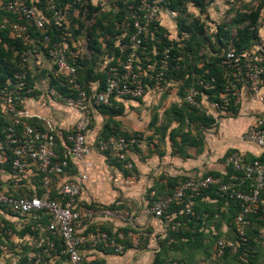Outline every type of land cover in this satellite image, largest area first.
Instances as JSON below:
<instances>
[{"label": "trees", "instance_id": "trees-1", "mask_svg": "<svg viewBox=\"0 0 264 264\" xmlns=\"http://www.w3.org/2000/svg\"><path fill=\"white\" fill-rule=\"evenodd\" d=\"M6 1L3 0L0 5V87L8 79L13 78L15 72L19 70L23 55L29 58L33 55V49L36 48L38 53L48 60L49 50V45L45 46L42 43L40 31L33 26H30L29 30L30 34L37 40L35 47L12 35L11 23H25L26 19L3 9L2 5ZM140 1L110 0L108 5L103 7L100 2L94 3L93 0H81L80 4L70 8L69 26L73 38L85 36L87 39L83 53L74 62V66L77 69V80L86 92L94 93L103 89L110 67L119 65L124 59L127 52H122L120 45L128 43L135 32L133 21L130 17L129 5L137 6ZM209 1L211 0H163L164 7L177 13V34L172 37L159 22L150 23L147 26V30L139 36L140 43L137 48L139 61L137 63L146 72L144 78L146 83L145 91L155 89L156 76L161 71V60L164 58V50L167 49L169 58L167 69L164 70L161 80L162 88L167 89L170 83H177L178 93L184 97L186 90L194 87L198 91L196 102L199 104L200 97L203 94L207 95L208 100L212 104L216 102L222 103L223 95H226L229 98V105L223 111L235 112L237 109V91L236 88L232 87L233 79L229 68L222 66L221 60L229 49H234L237 54H241L250 51L254 45L261 43L259 42L257 22L264 0H261L256 6H254V0H248L247 4L244 5L246 8L242 11L235 10L231 19H224L222 23H219L214 34L215 42L204 37V24L198 18L189 19L190 16L188 14L189 5L203 11L206 2ZM26 2L29 5H34L45 14L47 18V34L50 36L51 41L60 40L62 31L58 30L57 26L53 24V9L51 6L55 9L63 8L67 4L72 5L73 0H26ZM230 12V9L224 12L223 18H225V14ZM5 18L8 19V22L3 25ZM75 23L77 28L74 27ZM232 28L235 29L234 35L231 32ZM205 43H208L211 48L209 50L210 54L200 53L197 50L205 48ZM213 43L216 47H213ZM259 64L264 68V52L263 59ZM25 70L27 73L26 89L32 88L36 82L39 83V81L45 80L49 86L54 85L63 93L67 92L66 88L60 86L57 79L53 76L54 64L50 59L46 66L38 71L39 73H37V69L30 71L28 67ZM91 83H97L96 87L93 88ZM236 87L239 88L240 85ZM120 98L129 97H113L109 105L93 106L91 110L106 114L111 118L118 112L116 106L118 104L117 100ZM170 116H173L175 121L180 122L181 126L177 128V131H180L179 134L184 138L189 136V132L182 130L184 122H187L186 126L188 128L191 126L207 128L215 120L211 115H206L200 107L191 105L185 100L179 106H172ZM10 122V118L5 117L0 112L1 135ZM110 123V120L107 119L98 140L130 135L125 132L115 131ZM167 126L166 124L162 127ZM181 143L185 144L186 140ZM189 143L191 145L200 144L196 139ZM65 147L66 144L63 141H57L55 149L59 157L63 156ZM179 148L181 153L184 154V148L181 145ZM232 152L233 150H230L226 153L224 162ZM105 155L113 159L114 163L125 174L131 175V170L125 168L124 162L119 161L109 152H106ZM253 159L246 158L247 161ZM127 161L130 160L127 158ZM8 166L6 169H9ZM204 175L221 176L225 182H230L234 177H240L241 172L234 169L232 165H226L223 173L209 171ZM37 180L36 186L39 187L37 193H40V176ZM174 184L175 182L169 183L162 190L157 189L155 186L148 189V204H151L158 196L169 193ZM151 192H154V194L151 195ZM261 196H264V190ZM122 202V205L126 206L124 201ZM90 207H93V205ZM188 208L190 212L187 213L186 210ZM240 211V202L227 195H222L215 185H211L198 197L186 198L183 202L171 204L167 212L174 216V220L169 222L166 236L159 240L158 249L155 252L152 264H164L167 261L168 253L174 251L180 255L171 258L167 264H187L186 260H181L180 258L186 256L189 261L192 256L198 253L209 257L214 252L216 253L219 240H232L235 245V249L226 246L223 254L216 257L220 264H261L264 259V212L258 210V212L249 213L246 216L247 223L241 227L242 231L240 233V229L234 220ZM6 213L15 216L23 226L22 228H17L16 221L1 217L0 255L2 254V246L9 241V233L13 232L19 238L24 237L27 233L37 237L39 231L32 229V227L36 226L39 221L43 225L48 224L49 217L42 211L31 217H20L10 211H6ZM174 221H180L182 224L173 229ZM126 223V225L119 226L117 229H113L111 226H101L99 229L106 231L110 236H115L119 231L125 233L135 231L130 222ZM94 230H96V227L90 224L85 232ZM242 237L245 239L243 240ZM51 238L55 241V250L51 252V255L42 254L39 263L42 264V260H50L49 263L52 264H58L63 261L70 264L63 252L64 245L61 237L59 235H51ZM146 242L147 239L139 246L145 245ZM34 245V242L32 245L26 244L24 248L27 249L30 246L32 251H38L39 249H35ZM123 245L125 250L133 248V242L129 239L124 240ZM94 249L103 254L114 253V249L108 246L98 245ZM21 255L17 264H33L35 258H30L27 253ZM93 263L101 264L98 262ZM83 264H87V262L83 260Z\"/></svg>", "mask_w": 264, "mask_h": 264}, {"label": "built area", "instance_id": "built-area-1", "mask_svg": "<svg viewBox=\"0 0 264 264\" xmlns=\"http://www.w3.org/2000/svg\"><path fill=\"white\" fill-rule=\"evenodd\" d=\"M81 0H73L72 5L67 4L63 8L55 9L53 6V24L62 31L61 39L51 41L47 34L45 14L34 5H29L26 0H7L2 8L17 16L26 19L25 23H11V32L14 37H19L25 43L34 47L37 40L30 34L29 27L33 26L40 31L42 43L49 45L48 58L54 64L53 76L60 86L66 88L63 93L56 86L47 87V96L62 102L69 108L78 112V118L74 127L65 135V150L62 157L56 151L55 135L24 120L21 106L23 97L30 89H26V67L28 57H24L19 64V70L13 78L8 79L0 87V112L9 117L11 122L0 134V170L6 169L14 177H21L30 167H34L40 176V193L26 192L20 195L7 193L0 188V207L20 217L35 215L42 211L49 216V222L44 227L40 224V230L45 231L36 243L33 258L35 264L39 263L42 254L51 255L55 250V241L51 235H59L63 241V252L70 264H83L81 250L84 248H96L98 245L112 247L114 253L122 254L125 251L123 241L129 239L133 247L137 248L148 237L147 233L119 231L115 236H110L106 231L96 229L87 231L88 225L96 219H110L124 222L132 221L130 209L123 206L121 200L111 206L77 207V198L82 189L87 175L81 174L77 179H71L59 183L61 175L69 166L70 157L77 160L83 159L91 150L105 154H113L119 161L124 162L125 168L132 171L133 164L127 161L128 152L139 144V138L135 135L110 137L100 139L94 145L86 140V134L92 120V107L109 105L113 97L138 98L144 95L146 72L137 63V48L140 43L139 36L147 30L152 22H160V16L164 12L171 17H177V13L163 6V0H141L137 6L129 5L130 17L133 21L134 34L128 43H122L120 50L127 52L119 65L110 67L104 88L94 93H88L78 82L77 69L74 62L83 53L87 44L85 36L73 38L69 26L70 8L80 4ZM76 14V11H75ZM8 19L3 20V25ZM77 28V24H74ZM69 40V41H67ZM263 43L254 50L237 54L234 49L225 52L221 65L230 70L233 79L232 87L236 88L242 83L246 84L251 99L264 105V68L259 62L263 59ZM37 55L38 50L33 49ZM169 54L164 50V58L161 60L160 69L156 76L155 89H161L163 72L167 69ZM198 91L194 87L186 90L184 100L200 107L196 102ZM229 105V98L223 95L222 103H213L214 108L225 110ZM242 141L252 143L262 149V153L251 161H247L239 152H232L226 158L225 165H232L241 172L240 177H234L232 181L225 182L221 176L201 175L198 177L181 178L175 182L169 193L158 196L151 204L143 206L142 212L147 217L158 218L163 225L168 227L174 216L167 212L173 203L183 202L186 198H195L202 194L211 185L217 186L222 195L240 202L241 211L235 217L241 233V227L247 223L246 216L251 212H264V114L258 116L249 127L240 134ZM154 192H151L153 195ZM186 212H190L188 208ZM164 218V219H163ZM180 221H174L173 229L180 226ZM244 240L245 238L242 237ZM234 247V242L219 240L217 243V255H222L224 248Z\"/></svg>", "mask_w": 264, "mask_h": 264}, {"label": "crops", "instance_id": "crops-1", "mask_svg": "<svg viewBox=\"0 0 264 264\" xmlns=\"http://www.w3.org/2000/svg\"><path fill=\"white\" fill-rule=\"evenodd\" d=\"M93 1L94 3L100 2L104 7L110 0ZM2 2L3 0L0 1V5ZM219 2L221 3L222 0ZM225 8V5L219 7L217 15H222ZM159 23L167 29L170 36L173 37V34H177L175 17L163 12ZM261 39L264 40L263 37ZM258 47L259 44L254 45L252 49L256 50ZM33 55L28 58L27 66L30 71L37 69V73H39L38 71L46 66L49 58L48 60L44 59L41 54ZM96 84L91 83V86L95 88ZM47 87L48 84L45 80L36 82L28 94L23 97L21 111L24 120L54 134L57 146L58 140L65 143L64 136L74 127L78 112L62 102L48 97ZM238 89L235 112H225L214 108L207 95L203 94L200 97V109L215 120L207 128L194 126L188 128L187 122H184L183 125L186 127L183 126L182 130L189 132V136L186 138L179 134L180 131H177V128L181 126L180 122L170 116L172 106H179L184 100V97L178 93L177 83H170L167 89L147 90L140 98L118 99L116 106L118 112L111 118L106 114L92 111L91 124L86 134V140L90 145H94L98 141L107 119L110 120V125L115 131L125 132L139 138V144L132 148L127 155L133 164L131 175L125 174L113 159L103 153L91 150L81 160L70 157L69 166L61 175L59 183L77 179L81 174H85L87 180L84 181L78 195L77 207L111 206L121 200L131 209V225L134 230L139 233L140 231L146 232L149 228L145 245L126 249L122 254L98 255L101 258V264H133L132 256L137 252L147 253L145 255L148 257L155 255L159 239L161 234L166 232V227L160 219L147 217L142 212V208L148 200V196L145 194L148 189L155 186L162 190L169 183L176 182L181 178L198 177L209 171L223 173L226 169L224 158L230 150L239 152L245 159L255 158L262 153L261 148L242 141L239 136L256 117L264 114V105L251 99L246 84L242 83ZM166 124L167 127H162ZM193 139H196L200 144L191 145L189 142ZM184 140L186 143H181ZM180 145L185 150L184 154L181 153ZM38 177L39 174L34 167L27 169L21 177H14L8 169L3 168L0 170V188L13 195L26 192L37 193L39 190V187L36 186ZM6 211L8 210L0 208V225H2L1 217H4L10 221H16L17 228H22L23 225L18 222L17 218L7 214ZM31 216L33 215L25 217ZM47 217L49 216L47 215ZM40 224L46 226L39 221L36 226L32 227L39 231L37 237L27 233L20 240L28 245H32L34 242V248L37 249L36 243L46 233L40 230ZM92 224L96 229L101 226H111L113 229H117L127 223L114 219H96ZM87 250H91L90 254L92 252L101 253L94 248H84L81 250L83 260H85L84 255L88 253ZM136 255V260L141 258L140 255Z\"/></svg>", "mask_w": 264, "mask_h": 264}, {"label": "rangeland", "instance_id": "rangeland-1", "mask_svg": "<svg viewBox=\"0 0 264 264\" xmlns=\"http://www.w3.org/2000/svg\"><path fill=\"white\" fill-rule=\"evenodd\" d=\"M247 1L248 0H222V2L220 3L219 0H211L209 2H206V5H205L203 11H200V10L194 8L192 5H189V7H188V14L190 16L189 19L192 20V18L193 19L198 18L200 20V22L204 24V30H205V36L204 37L207 40L211 39L215 42L214 34L216 32L217 25L219 23H222L224 19H231V17L234 16L235 10H241L242 11L244 8H246V7H244V5L247 4L246 3ZM259 2H261V0H258V1L254 0V6L259 4ZM222 5L226 6V8L223 9L224 12H226L228 9L231 10L230 13L225 14V18H223L224 12L222 15H220V14L217 15V13H218L217 11H219V7H221ZM257 28H258V36L260 37L259 42L264 44V40L261 39L262 37L264 38V4L261 6V9H260L259 18H258V22H257ZM231 32L234 35L235 29L232 28ZM173 36H175V35L173 34ZM213 47H216L214 43H213ZM210 49L211 48H210L209 44L205 43V48H203V49L201 48V49H197V50H199L200 53L210 54V51H209ZM145 194L147 196V194H148L147 191L145 192ZM130 211H131V209H130ZM150 227H152V225H150ZM148 230H149V228H148ZM148 230L146 232L144 231V233H148L149 232ZM152 231H155V230H152ZM140 232H142V231H140ZM157 235H159V233H157ZM165 236H166V232L161 234V237L159 240L163 239ZM26 244L27 243L20 240V238L18 237L17 234L11 232V234H9V241L6 243V245L2 246V254L0 255V264H17V262L19 261V259L22 256L21 254L27 253L30 258L33 257L35 254V251H32L30 246L27 249H25L24 247L26 246ZM232 248L235 249V246ZM138 250H141V249L138 248ZM89 251H91V250H89ZM89 251L87 250L88 253H86L84 255V258H85L87 264H95L93 262L101 263V258H99L98 255H101V254L105 255V254H103V253L97 254L96 252H92L90 254ZM216 253H217V251H216ZM216 253L214 252V254L209 256V257H205L202 253H198V254H195L194 256H192V259L190 258L189 261L186 258V256H184L180 259L186 260L187 264H220L218 259H216V257H219L220 255H217ZM93 254L95 255L96 258L93 256ZM136 254L140 255L141 258L136 260V256H137ZM145 254H147V253H138L137 252V253L133 254V256H132L133 264H152V262L154 260V256L148 257ZM178 255H180V254L176 251L169 252L167 255L168 256L167 261H165L164 264H167L171 258H174L175 256H178ZM183 258H185V259H183ZM42 262H43L42 264H52V263H49L50 260H48V261L42 260ZM33 264H35V261L33 262ZM58 264H68V263L66 261H63V262H59ZM235 264H239V263H235ZM261 264H264V259H263Z\"/></svg>", "mask_w": 264, "mask_h": 264}]
</instances>
